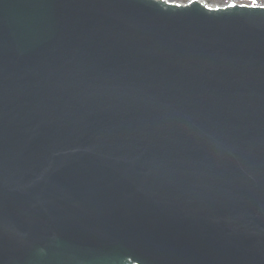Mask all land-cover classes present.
Returning a JSON list of instances; mask_svg holds the SVG:
<instances>
[{
  "label": "water",
  "instance_id": "obj_1",
  "mask_svg": "<svg viewBox=\"0 0 264 264\" xmlns=\"http://www.w3.org/2000/svg\"><path fill=\"white\" fill-rule=\"evenodd\" d=\"M131 263L264 264V8L0 0V264Z\"/></svg>",
  "mask_w": 264,
  "mask_h": 264
},
{
  "label": "rangeland",
  "instance_id": "obj_2",
  "mask_svg": "<svg viewBox=\"0 0 264 264\" xmlns=\"http://www.w3.org/2000/svg\"><path fill=\"white\" fill-rule=\"evenodd\" d=\"M168 1H174L177 3H182V4H187L190 0H168ZM206 2L215 4V5H219V6H226L227 4L230 3H237V4H241L244 6H247L246 8L250 7V6H264V0H255V2H253V0H204Z\"/></svg>",
  "mask_w": 264,
  "mask_h": 264
},
{
  "label": "bare ground",
  "instance_id": "obj_3",
  "mask_svg": "<svg viewBox=\"0 0 264 264\" xmlns=\"http://www.w3.org/2000/svg\"><path fill=\"white\" fill-rule=\"evenodd\" d=\"M160 1H165V0H160ZM197 2H199L201 5H203L204 7L208 8V9H217V5L203 1V0H197Z\"/></svg>",
  "mask_w": 264,
  "mask_h": 264
},
{
  "label": "snow or ice",
  "instance_id": "obj_4",
  "mask_svg": "<svg viewBox=\"0 0 264 264\" xmlns=\"http://www.w3.org/2000/svg\"><path fill=\"white\" fill-rule=\"evenodd\" d=\"M253 2H255V0H253ZM232 7H236L235 5H232Z\"/></svg>",
  "mask_w": 264,
  "mask_h": 264
}]
</instances>
